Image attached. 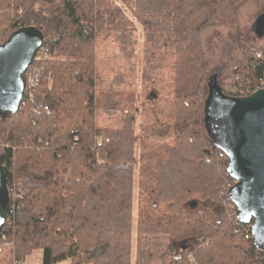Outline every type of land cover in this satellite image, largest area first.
Returning a JSON list of instances; mask_svg holds the SVG:
<instances>
[{"label":"trees","instance_id":"1","mask_svg":"<svg viewBox=\"0 0 264 264\" xmlns=\"http://www.w3.org/2000/svg\"><path fill=\"white\" fill-rule=\"evenodd\" d=\"M41 1L48 6L34 11L32 0H0L7 38L30 26L43 39L31 63L41 68L33 98L0 117V166L8 194L0 242L11 243L12 260L21 264L41 250V264H190L188 253L201 264H264V251L246 232L251 222L228 214L231 203L238 210L229 196L236 180L226 171L228 158L202 132L200 34L206 26L230 23L238 0ZM136 24L151 45V60L160 49L173 58L172 117L184 127L171 144L142 140L137 174L134 114L127 111L121 128L96 124L98 116L133 103L132 95L101 88L95 53L103 32L119 33L127 47ZM243 51L244 64L232 72L228 89L219 85L227 97L264 79V46ZM26 160L34 177L21 170ZM73 161L82 172L64 177L57 164ZM14 166L20 167L15 174ZM14 178L22 193L13 201ZM208 201L209 207H199Z\"/></svg>","mask_w":264,"mask_h":264},{"label":"rangeland","instance_id":"2","mask_svg":"<svg viewBox=\"0 0 264 264\" xmlns=\"http://www.w3.org/2000/svg\"><path fill=\"white\" fill-rule=\"evenodd\" d=\"M47 6L41 0H32L31 9L37 11ZM21 11L19 9L18 13ZM29 19V17L23 19L24 23H28ZM230 20V23L206 26L201 31L200 46L203 51L204 67L198 91L206 101L207 99L210 101L209 107L205 110L206 118L210 123H206L205 126V120H203L202 132L204 131L207 135L205 128H208L207 137L220 145L225 144L224 138L221 136L223 126L221 121L213 122L214 117L218 115L219 100H222L224 96L218 85L228 89L227 84L230 82L232 72L237 66L244 64L242 60L243 48L254 50L264 46V35L256 37L251 31L252 26H256L257 32L260 28L263 30L264 0L236 1L230 10ZM9 31L10 27L6 17L5 21L0 24V44L6 40ZM127 45L123 48L119 33L115 32H110V34L103 32L97 38L95 45L96 67L100 76L99 81L102 83L101 88L110 90L111 93L115 92L117 95H132L133 104L126 102L128 108L124 107L122 112L115 115L98 116L96 124L98 127L108 129L121 128L127 111L134 114L136 117L134 124L136 150L133 165L137 174L140 142L143 140L155 144H171L183 126L177 125L172 117L176 108L174 105L176 94L173 88V58L168 53L169 50H158L155 58L152 56L151 60L150 56L153 54L150 51L151 45L147 43L145 33L137 24L136 30L131 34L130 39L128 38ZM158 65H161L162 68L156 69ZM212 78L216 81L214 87L211 83ZM203 119L205 118L203 117ZM187 131L197 133L199 130L189 127ZM15 161L14 159V163ZM30 163L31 160H26L19 164H22V171L24 170L34 177ZM18 166H14L13 173L17 169L20 171ZM57 170L65 172L63 173L64 177H77L82 172L77 161L69 164L58 163ZM228 183L231 182L228 181ZM13 185L17 188L16 191L21 194V182L14 178ZM136 197L137 190L134 187V204ZM209 206V201L199 203V207ZM0 249V264H20V262L12 260L11 243L0 242ZM41 259V250H34L21 264H41ZM69 263V260H63L56 264Z\"/></svg>","mask_w":264,"mask_h":264},{"label":"water","instance_id":"3","mask_svg":"<svg viewBox=\"0 0 264 264\" xmlns=\"http://www.w3.org/2000/svg\"><path fill=\"white\" fill-rule=\"evenodd\" d=\"M251 30L256 37L264 35V27L259 32L256 26ZM42 45L41 33L30 26L15 30L0 44V117L18 110L23 98V74ZM211 83L214 87V78ZM219 103L213 122L221 121L225 144L210 140L224 150L228 158L226 171L236 180L229 196L237 205V219L241 223L251 222L253 242L264 251V89L245 96L224 95ZM209 104L205 100V126L209 122L205 113ZM205 130L208 135V128ZM7 205L8 194L0 166V230L5 223ZM194 205V201L189 203Z\"/></svg>","mask_w":264,"mask_h":264},{"label":"built area","instance_id":"4","mask_svg":"<svg viewBox=\"0 0 264 264\" xmlns=\"http://www.w3.org/2000/svg\"><path fill=\"white\" fill-rule=\"evenodd\" d=\"M25 72H26V80L24 83L22 100L24 98H29V99L33 98L34 93H35L37 86H38V83H39L40 76H41V68L32 67L30 64ZM259 89H264V79H259L253 85L252 88H250V89L248 88V91L247 90L244 91L243 93L240 94V96L249 95L252 92L259 90ZM18 194L19 193L16 190L10 192V200L14 201V199L18 196ZM11 207H12V205H11ZM227 211H228V214L230 217L232 215H235L237 212L233 203H231L227 206ZM6 215H7V213H6ZM248 231L251 233V224H248V226L246 228V232H248ZM251 236H252V234H251ZM186 256L190 260V264H201L200 262L195 261L190 253L186 254Z\"/></svg>","mask_w":264,"mask_h":264},{"label":"crops","instance_id":"5","mask_svg":"<svg viewBox=\"0 0 264 264\" xmlns=\"http://www.w3.org/2000/svg\"><path fill=\"white\" fill-rule=\"evenodd\" d=\"M252 31V30H251ZM200 37H201V34H200Z\"/></svg>","mask_w":264,"mask_h":264}]
</instances>
